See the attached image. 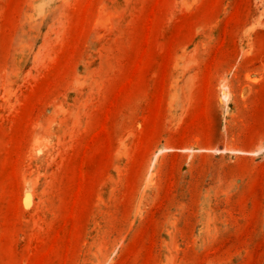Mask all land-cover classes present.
I'll return each mask as SVG.
<instances>
[{
    "label": "rangeland",
    "instance_id": "obj_1",
    "mask_svg": "<svg viewBox=\"0 0 264 264\" xmlns=\"http://www.w3.org/2000/svg\"><path fill=\"white\" fill-rule=\"evenodd\" d=\"M0 264H264V0H0Z\"/></svg>",
    "mask_w": 264,
    "mask_h": 264
},
{
    "label": "bare ground",
    "instance_id": "obj_2",
    "mask_svg": "<svg viewBox=\"0 0 264 264\" xmlns=\"http://www.w3.org/2000/svg\"><path fill=\"white\" fill-rule=\"evenodd\" d=\"M221 87V86H220ZM223 88H224V86H223ZM225 89H226V87H225ZM222 100H223V98L225 99L226 97H227V93H226V90H223L222 89ZM229 96V95H228ZM212 151H215V152H225V151H229V150H227V149H222V150H217V149H212ZM231 151V150H230ZM231 152H240V153H243L242 151H236V150H232ZM249 153H251V154H257L258 152L257 151H253V152H249Z\"/></svg>",
    "mask_w": 264,
    "mask_h": 264
}]
</instances>
